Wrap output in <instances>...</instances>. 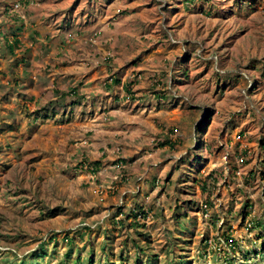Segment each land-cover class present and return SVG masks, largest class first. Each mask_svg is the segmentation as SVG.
<instances>
[{
  "label": "rangeland",
  "instance_id": "obj_1",
  "mask_svg": "<svg viewBox=\"0 0 264 264\" xmlns=\"http://www.w3.org/2000/svg\"><path fill=\"white\" fill-rule=\"evenodd\" d=\"M186 1L28 0L42 7L40 24L64 49L55 60L98 58L110 71L97 85L77 84L89 97L91 124L82 135L57 126L64 118L54 116L53 102L16 108L6 114L11 124L0 120V264H264V223L248 230L253 216L264 221L257 155L264 139V0ZM15 3L0 0V15ZM6 21L1 36L9 33ZM28 118L39 122L24 129ZM169 140L176 151L160 149ZM240 147L257 150L256 162L232 177L224 163ZM80 153L84 161H106L97 181L69 175ZM118 157L144 158L138 167L149 161L160 183L154 196L134 188L122 169L108 178ZM246 198L252 215L245 219L239 212ZM206 201L218 216L214 228ZM135 206L145 211L138 228L130 226ZM55 209L59 214L46 218ZM226 231L237 243L232 250Z\"/></svg>",
  "mask_w": 264,
  "mask_h": 264
},
{
  "label": "crops",
  "instance_id": "obj_2",
  "mask_svg": "<svg viewBox=\"0 0 264 264\" xmlns=\"http://www.w3.org/2000/svg\"><path fill=\"white\" fill-rule=\"evenodd\" d=\"M16 1L19 2L15 3V5L18 4L17 9H14L15 5H13L9 10V13L6 14V17L5 15H0V22L2 19H7V25L5 27L9 30L7 36L0 35V120H3V116H5L4 119H6V124H11L7 123V115L13 114L16 108L30 109V106H32V109L36 110L37 106H44L48 102H53L54 106L52 108H55L53 112L54 116L57 117V115H60L64 118L57 121V126L63 127L66 125L71 129L74 128V137L82 135L83 132L85 133L87 131L86 128L91 124V120H87L86 116L87 114H90V111L86 109L89 105V97L85 88H79L80 86L77 84L82 85V81L85 83V86L87 84L97 85L101 83L104 77L109 76V65L104 64L103 61L98 58H96L95 61L93 59L88 61L89 57L79 58L78 60L74 59L71 61L66 60L67 58L63 60L58 57L57 59L59 60H55L53 54L62 53L64 49L56 47V44L53 43L54 39L52 40L50 36L53 34L49 33L51 31L40 24L38 16L42 13V7L37 6V4L32 2L28 3V0ZM56 36H60V31L55 33V37ZM48 39H50V41L47 42ZM91 48L93 50L92 46ZM43 49L48 50L47 54H42L41 51ZM49 53L50 55H48ZM64 56L66 55L64 54ZM64 61L67 63L63 64ZM113 70H115V68ZM46 71L49 73H46ZM109 82L111 84L119 85L118 80H114V77L111 78ZM104 87L105 89H110V86L108 87L107 83H105ZM121 90H124L123 85L121 86ZM155 97L156 96L154 95L153 98ZM60 99L68 103L69 107L62 109ZM57 100L60 101L58 104H55ZM43 110L45 111V115H43L41 119H46L47 122L48 117H50V114L48 113L49 109L45 107ZM37 122H39V118L36 120L28 118L26 122L23 123L24 125L22 124L21 126L24 129H28ZM174 131L176 132V130ZM51 133L53 134L54 132ZM58 140L65 143L70 139L60 138ZM173 141L175 142V140L165 141L169 142V144L166 143L160 145V149L168 148L171 151H176L175 147L177 146ZM79 150L81 151L83 148H78L76 153L80 152ZM244 150V153H246V160L242 168L249 166V160L255 164L256 156L259 153L261 155L259 156L260 160L258 162H264V159H262L263 161L261 160L264 156V139L263 141H259L258 153L257 150L247 149V147ZM232 152H234V150H232ZM80 154V159H78V157L75 158V161H77L72 165L74 166V169H71L69 175L72 177H80L79 175L83 174L81 176L84 179L92 180L94 178L95 181H97L96 176L98 172H102L106 161H104V159H95V161L89 162L84 161V158L82 157L83 153ZM237 154L238 153L235 152L232 160L224 163V165L228 166L230 170L229 175L232 177H235L236 175L237 167L235 166L234 158ZM146 155H148L147 151ZM119 158L120 157L117 158L116 162H113L114 159L111 160L113 162L112 169H114V165L121 164L122 173L125 172V178H133L136 180L134 188L137 187L142 192H148L150 190L152 196H154L157 191L155 192V189L152 190V187L157 188L160 186V183L155 179L156 177L153 175L154 172L148 168L150 165L149 161L145 162L141 167H138L144 158L137 157L135 160H122ZM136 162H140V164ZM125 167L126 169L123 171ZM116 172L118 171L115 169L113 170V174L109 172V174L111 173V176L108 178L112 180L113 175ZM242 172L245 174L247 173L244 170ZM106 193L110 192L107 191ZM163 195H165V192H163ZM135 208L141 209L138 206H135ZM208 221L210 222V216Z\"/></svg>",
  "mask_w": 264,
  "mask_h": 264
},
{
  "label": "trees",
  "instance_id": "obj_3",
  "mask_svg": "<svg viewBox=\"0 0 264 264\" xmlns=\"http://www.w3.org/2000/svg\"><path fill=\"white\" fill-rule=\"evenodd\" d=\"M194 2V0H188V1H186V5H190V4H192ZM127 89V88H126ZM127 91V93L129 94V90H126ZM166 143H168L169 144V142H165L164 144H166ZM164 144H161V145H164ZM171 147H172V145H171ZM261 169H262V171H261V175H262V177L264 176V162L261 164ZM95 171V170H94ZM221 174V173H220ZM222 176V175H221ZM216 177V176H215ZM214 177V173H211L208 177H207V180H211V181H213V183L214 182H216V178ZM249 177H252V175L250 174V176ZM202 187H204V184L202 183V185H201ZM211 203L209 202V201H207V203L204 205V208H205V210H203V209H201V210H203V212H209L210 211V223H211V225H212V227L214 228V224H216V221H217V217L214 219V215H212V214H214L213 213V211H212V207H211V205H210ZM251 202L246 198L245 199V205L242 207V209H241V211L239 212V215L240 216H245V219L246 218H248L249 216H251L252 215V211H250V210H252V208H251ZM209 207L211 208V210H209ZM59 210H57V209H55V210H51V211H49L47 214H46V218H52V217H55V216H57L59 213ZM122 212H120V215L122 216ZM144 215V212L141 210V209H138V213L135 215V213L134 212H131L130 213V215L129 216H131V218L133 219V222L130 224V226H133L134 228H138L139 226H137V223L135 222V220H137V218L138 217H140V216H143ZM184 216H186V215H184ZM254 218H255V216H253V219L252 220H250L251 222H250V224H249V227H248V230L249 231H251V230H253L254 228H259V227H261V226H263L262 224L264 223V221L263 222H261V221H254ZM121 222H123V221H121ZM222 238H224V243H225V246L226 247H229V249H230V247H231V250L232 249H234L236 246H237V243L235 242V240L232 238V236H231V234H230V232L229 231H226V232H224V234H222ZM65 239V241H66V243H71V239L69 240L68 239V237H65L64 238ZM52 240H54L53 238H52ZM138 251H140V249H138ZM227 256V255H226ZM88 259H89V263L91 262V256H89L88 257Z\"/></svg>",
  "mask_w": 264,
  "mask_h": 264
},
{
  "label": "built area",
  "instance_id": "obj_4",
  "mask_svg": "<svg viewBox=\"0 0 264 264\" xmlns=\"http://www.w3.org/2000/svg\"><path fill=\"white\" fill-rule=\"evenodd\" d=\"M18 8V4L14 6V9H17ZM244 149L242 147H240V151L238 152L237 155H235V158H234V163H235V166L237 167V170H236V176H241V172H240V168L242 167V165L245 164V160H246V153H244ZM226 162V161H225ZM122 168V165L121 164H116L114 165V169L116 171H120V169ZM121 177V176H120ZM115 180L119 178V176H116L114 177ZM145 218L146 219H149L151 218L150 215L148 213H146L145 215ZM210 243V242H208Z\"/></svg>",
  "mask_w": 264,
  "mask_h": 264
}]
</instances>
